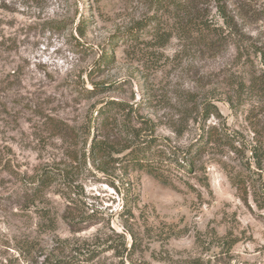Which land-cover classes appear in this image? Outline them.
<instances>
[{
  "label": "rangeland",
  "instance_id": "obj_1",
  "mask_svg": "<svg viewBox=\"0 0 264 264\" xmlns=\"http://www.w3.org/2000/svg\"><path fill=\"white\" fill-rule=\"evenodd\" d=\"M155 17L151 0H0V264L88 250L95 264H264V101L230 109L233 51L200 55L178 37L159 46ZM136 22L149 24L130 38ZM247 28L264 40V21ZM206 97L217 114L201 121ZM109 101L171 147L172 184L124 173L123 153L101 159L108 174L96 169L93 141L127 144L128 112L97 115ZM207 128L227 144H202Z\"/></svg>",
  "mask_w": 264,
  "mask_h": 264
},
{
  "label": "trees",
  "instance_id": "obj_2",
  "mask_svg": "<svg viewBox=\"0 0 264 264\" xmlns=\"http://www.w3.org/2000/svg\"><path fill=\"white\" fill-rule=\"evenodd\" d=\"M151 4L156 13L154 38L159 46H163L171 37H178L186 41L191 40L190 44L200 55L218 57L224 51H233V59H229L227 64H235L241 72L238 75L231 73L226 77L224 101L230 109L237 110L253 99L264 101V40L261 39V33L255 35L247 28L248 25L264 21V5H252L247 0H151ZM164 20H170V23H165ZM147 24L136 22L125 35L134 38L148 26ZM76 31L80 37L84 36L83 22L76 26ZM208 80L207 83L211 84L212 81ZM210 98L206 97L195 106L201 121L217 114L216 107L209 102L214 99ZM131 108L132 106L125 102L109 101L97 111L102 121L128 112V126L122 124L127 144L121 149H114L113 145L108 147L102 141H93L88 151L93 165L99 172L108 174L106 168L100 165L101 159L113 152L123 153L121 157H116V162L121 164L120 169L124 173L142 172L163 184H172L177 176L173 171L177 167V158L171 159V147L155 136L154 129L149 124L141 121L144 127L132 125ZM148 129V132L145 131ZM210 129L202 131L199 140L202 144L215 145L222 141L227 144L220 135ZM254 153L256 154V151ZM185 158L190 159L189 156ZM51 177L49 173L41 174L32 182L31 186L37 184V187H32L31 191L38 193L39 190L35 188L46 186ZM126 190L128 192L124 198V212L128 208L130 188ZM118 236L123 237L122 234ZM230 243L232 241L225 244L230 246ZM125 250V242L122 241L119 256H122V251ZM94 253L96 251L88 250L84 254L76 253L64 259L44 257L39 264H95L92 262ZM197 262L199 261H193L192 264H199ZM119 264L125 263L121 261Z\"/></svg>",
  "mask_w": 264,
  "mask_h": 264
}]
</instances>
